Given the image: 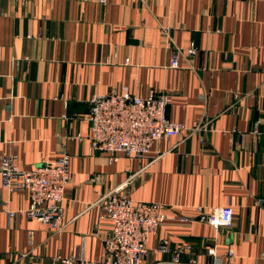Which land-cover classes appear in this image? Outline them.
Listing matches in <instances>:
<instances>
[{
    "label": "crops",
    "instance_id": "0c3cea01",
    "mask_svg": "<svg viewBox=\"0 0 264 264\" xmlns=\"http://www.w3.org/2000/svg\"><path fill=\"white\" fill-rule=\"evenodd\" d=\"M123 86L167 94L168 118L186 127L142 161L90 152V98ZM62 148L63 229L9 218L5 201L25 209L29 195L0 185V264L101 259L111 223L100 201L123 183L122 193L162 203L167 217L232 208L231 225L218 229L165 220L145 264H171L172 253L158 250L163 239L189 246L180 263L213 264L215 247L221 264H264V0H0V157L31 169Z\"/></svg>",
    "mask_w": 264,
    "mask_h": 264
},
{
    "label": "built area",
    "instance_id": "2783aa9c",
    "mask_svg": "<svg viewBox=\"0 0 264 264\" xmlns=\"http://www.w3.org/2000/svg\"><path fill=\"white\" fill-rule=\"evenodd\" d=\"M26 3L29 0H13ZM105 3L106 0H99ZM195 53L192 43L187 49L188 55ZM127 62V59L126 61ZM170 67H179V53L171 55ZM170 98L165 93L150 90L145 96L131 93L125 86L119 91L97 93L90 98L87 119L90 121V152L105 151L109 160L116 161L118 154L130 159L142 161L155 143L171 136L182 135L186 127L172 121L167 116ZM258 134V131H254ZM62 155L53 162L21 169L16 156L6 154L0 157V185L9 192L26 191L29 205L25 209H11L5 201V212L9 218L18 213L29 219L49 226L55 232L64 227L63 203L65 186L70 181L69 155L62 148ZM126 183L117 186L101 198L99 217L110 221V230L103 237V256L98 260H89L83 254L78 257H55L51 264H145L148 239L154 235L165 220H178L182 223L205 222L214 229L228 227L232 222V208L223 206L205 211L196 206L193 213L178 217H167L163 213L164 205L158 202L134 201L121 190ZM264 206V198L260 200ZM28 244H33V234L29 232ZM187 245H177L173 249L163 239L158 246L161 252H171V264L180 263L178 254L187 250ZM213 256V264H221L215 247L208 249ZM234 256L233 249L226 251Z\"/></svg>",
    "mask_w": 264,
    "mask_h": 264
}]
</instances>
